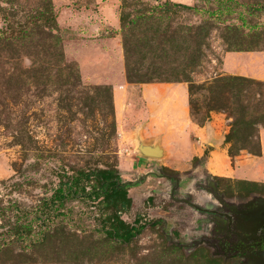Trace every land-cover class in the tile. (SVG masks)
I'll return each instance as SVG.
<instances>
[{
	"label": "rangeland",
	"instance_id": "obj_1",
	"mask_svg": "<svg viewBox=\"0 0 264 264\" xmlns=\"http://www.w3.org/2000/svg\"><path fill=\"white\" fill-rule=\"evenodd\" d=\"M141 81L185 83L199 126L219 115L227 175L210 146L145 194L123 167L116 215L86 175L122 178L111 89ZM263 206L264 0H0V264H244Z\"/></svg>",
	"mask_w": 264,
	"mask_h": 264
},
{
	"label": "crops",
	"instance_id": "obj_2",
	"mask_svg": "<svg viewBox=\"0 0 264 264\" xmlns=\"http://www.w3.org/2000/svg\"><path fill=\"white\" fill-rule=\"evenodd\" d=\"M111 92L117 135L123 148L119 163L123 181H128L123 175L124 167L133 173L132 181L138 180L135 188L148 193L150 185L164 178L157 174L159 167L167 165L177 172L182 171L188 168L190 160L204 156L207 146L211 147L205 156L207 168L227 175L222 164L226 157L225 148L221 147L223 130L216 128L219 115H212L214 120L203 126L195 124L189 114V92L185 83L123 82L113 84ZM140 145L159 148L163 160L155 162L154 156L143 155L138 149ZM177 162H186L187 166L179 168L175 165Z\"/></svg>",
	"mask_w": 264,
	"mask_h": 264
},
{
	"label": "trees",
	"instance_id": "obj_3",
	"mask_svg": "<svg viewBox=\"0 0 264 264\" xmlns=\"http://www.w3.org/2000/svg\"><path fill=\"white\" fill-rule=\"evenodd\" d=\"M51 14V12H50ZM143 82H150V81H143ZM138 82V83H143ZM135 83V82H134ZM111 101H112V92H111ZM112 107H113V101H112ZM115 118V116H114ZM115 122V120H114ZM116 124V123H115ZM229 135L225 136V143L229 142ZM253 155H259L260 154V149H255L254 151H251ZM236 155V154H233ZM164 170L170 171L166 168H163ZM171 172H173L175 175H177V171L175 170H171ZM96 174V175H95ZM90 173L86 175V180L87 183L89 182V180L92 177L96 178V182H105V183H109L107 189H106V194H104L103 196V205H107V203L110 200H114V204L113 206L116 208V215H118L119 213H121L123 210H125L127 207L130 206L131 204V198L127 195V185H129V183L126 182H122L121 178L119 177V172L117 170V168H106L104 170H99V172L97 173ZM163 177L167 178L168 180H170L171 182L177 184L178 179L177 176H171L169 174H167L166 172L162 173ZM71 185H75L77 186V179L76 182H72ZM102 184L99 185V187H101ZM70 192H68L69 194ZM109 194V195H108ZM60 195H62V192H60ZM111 226L112 229H114L117 232H121V233H126V226L123 224V221L118 217H114V219H111Z\"/></svg>",
	"mask_w": 264,
	"mask_h": 264
},
{
	"label": "flooded vegetation",
	"instance_id": "obj_4",
	"mask_svg": "<svg viewBox=\"0 0 264 264\" xmlns=\"http://www.w3.org/2000/svg\"><path fill=\"white\" fill-rule=\"evenodd\" d=\"M263 211L264 206L253 216L256 224L252 226L251 232L248 233L246 247L248 250L255 251L253 253L251 252L248 260L255 258L257 255L261 256L264 254V219L258 217Z\"/></svg>",
	"mask_w": 264,
	"mask_h": 264
},
{
	"label": "water",
	"instance_id": "obj_5",
	"mask_svg": "<svg viewBox=\"0 0 264 264\" xmlns=\"http://www.w3.org/2000/svg\"><path fill=\"white\" fill-rule=\"evenodd\" d=\"M138 149L143 155H146V156L158 157L160 155V150L157 147L149 148L145 145H140ZM258 217L264 219V211ZM244 264H264V254L261 256L255 257L251 261L246 262Z\"/></svg>",
	"mask_w": 264,
	"mask_h": 264
}]
</instances>
